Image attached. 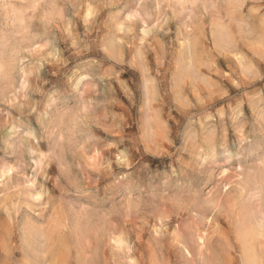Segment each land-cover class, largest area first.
Instances as JSON below:
<instances>
[{
    "label": "rangeland",
    "instance_id": "obj_1",
    "mask_svg": "<svg viewBox=\"0 0 264 264\" xmlns=\"http://www.w3.org/2000/svg\"><path fill=\"white\" fill-rule=\"evenodd\" d=\"M247 238L264 264V0H0V264Z\"/></svg>",
    "mask_w": 264,
    "mask_h": 264
},
{
    "label": "bare ground",
    "instance_id": "obj_2",
    "mask_svg": "<svg viewBox=\"0 0 264 264\" xmlns=\"http://www.w3.org/2000/svg\"><path fill=\"white\" fill-rule=\"evenodd\" d=\"M243 236V235H242ZM249 237V236H248ZM257 237V236H256ZM198 238V237H197ZM202 238V237H201ZM244 238V237H242ZM259 238V237H258ZM203 239V238H202ZM201 240V239H200ZM26 241V240H25ZM241 241V240H240ZM256 242V240H254ZM254 241H248V238L247 240H243L241 242V248H242V251H240L242 253V261H243V264H259L260 261L258 259V256H257V251H255V242ZM258 242V241H257ZM204 244V243H203ZM262 244V243H261ZM238 245V244H237ZM258 247V246H257ZM263 247V246H262ZM233 248V247H232ZM236 249V248H235ZM238 249V248H237ZM236 249V251H237ZM261 249V248H260ZM263 249V248H262ZM233 250V249H232ZM231 253V252H230ZM236 253H239V252H236ZM241 256V255H239ZM234 259V258H233ZM43 261V260H42ZM241 262V261H240ZM237 263V261H236ZM38 264V263H36ZM232 264H233V261H232ZM238 264V263H237ZM242 264V263H241Z\"/></svg>",
    "mask_w": 264,
    "mask_h": 264
}]
</instances>
